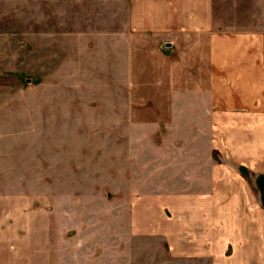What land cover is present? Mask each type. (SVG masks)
Wrapping results in <instances>:
<instances>
[{"label": "rangeland", "instance_id": "obj_1", "mask_svg": "<svg viewBox=\"0 0 264 264\" xmlns=\"http://www.w3.org/2000/svg\"><path fill=\"white\" fill-rule=\"evenodd\" d=\"M114 3L0 0V264H169L167 243L183 241L188 255L172 258L195 257V206L179 200L140 205L145 234H128L131 194L194 193L197 140L131 123L147 107L119 106L137 44L105 26ZM86 234L93 249L71 254L68 239Z\"/></svg>", "mask_w": 264, "mask_h": 264}, {"label": "crops", "instance_id": "obj_2", "mask_svg": "<svg viewBox=\"0 0 264 264\" xmlns=\"http://www.w3.org/2000/svg\"><path fill=\"white\" fill-rule=\"evenodd\" d=\"M114 5V21L105 26L115 27V38L137 44L128 57L127 82L116 87L132 94L117 99L119 106H146L147 112L127 116L131 123H148L155 132L163 124L165 137L197 140L194 193L169 192L163 199L131 194L125 203L128 234H145L138 225L140 205L157 209L152 201L170 207L179 200L195 206V257L173 259L177 250L188 255L186 241L167 243L166 263L264 264V207L257 187V177H264V0ZM185 218H178L181 225ZM92 237L68 239L69 252L87 256ZM72 261L109 264L88 257Z\"/></svg>", "mask_w": 264, "mask_h": 264}]
</instances>
